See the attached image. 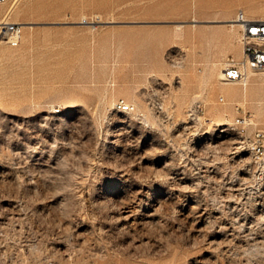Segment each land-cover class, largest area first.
Segmentation results:
<instances>
[{
  "label": "rangeland",
  "instance_id": "obj_1",
  "mask_svg": "<svg viewBox=\"0 0 264 264\" xmlns=\"http://www.w3.org/2000/svg\"><path fill=\"white\" fill-rule=\"evenodd\" d=\"M242 10L264 0L0 4L26 25L0 40V264H264L257 126L233 125L264 126V72L219 76Z\"/></svg>",
  "mask_w": 264,
  "mask_h": 264
},
{
  "label": "built area",
  "instance_id": "obj_2",
  "mask_svg": "<svg viewBox=\"0 0 264 264\" xmlns=\"http://www.w3.org/2000/svg\"><path fill=\"white\" fill-rule=\"evenodd\" d=\"M6 0H0V4ZM240 24V42L243 47V57L240 60L231 58L224 68V81H237L247 84L253 71L264 72V20L249 17L243 10L237 15ZM23 30L19 23L0 22V40L17 46ZM221 100L224 97L221 96ZM122 106L131 109L130 104ZM234 127L246 129L257 126L246 147L252 149V155L259 159V165L264 169V126L255 124L251 115L239 117L233 122Z\"/></svg>",
  "mask_w": 264,
  "mask_h": 264
},
{
  "label": "bare ground",
  "instance_id": "obj_3",
  "mask_svg": "<svg viewBox=\"0 0 264 264\" xmlns=\"http://www.w3.org/2000/svg\"><path fill=\"white\" fill-rule=\"evenodd\" d=\"M6 2V1H5ZM4 2V3H5ZM239 14V13H238ZM237 14V15H238ZM259 19V18H258ZM262 20H264V19H262ZM232 26H239L240 27V24H239V22L237 21V18H231V19H228L227 20ZM0 22H11V21H7V20H0ZM82 22H87V21H82ZM15 23H19V24H22V23H20V22H15ZM23 26L22 27H24V26H26L24 23L22 24ZM241 43V42H240ZM241 47H242V44H241ZM243 57V47H242V50H241V53L239 52L238 53V58H235V59H237V60H240L241 58ZM228 63V62H227ZM226 66H227V64H226ZM225 66V67H226ZM225 67H223V68H221V70H220V73H219V76L222 78L223 77V74H224V68ZM253 72H257V71H253ZM252 72V73H253ZM263 72V71H262ZM219 77V78H220ZM224 81V80H223ZM237 81H224V83L225 84H227V88H226V91L228 92V93H230L231 95H237L238 93H239V89L238 88H235V87H233V86H231L232 84H234V83H236ZM229 85V86H228ZM122 109L123 110H125V111H128L129 110V108L128 107H125V106H122ZM223 131H226V130H223ZM252 150V149H251Z\"/></svg>",
  "mask_w": 264,
  "mask_h": 264
}]
</instances>
